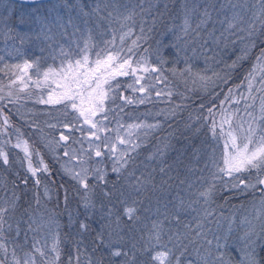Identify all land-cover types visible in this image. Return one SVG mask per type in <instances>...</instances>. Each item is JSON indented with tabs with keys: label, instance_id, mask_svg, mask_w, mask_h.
Wrapping results in <instances>:
<instances>
[{
	"label": "trees",
	"instance_id": "16d2710c",
	"mask_svg": "<svg viewBox=\"0 0 264 264\" xmlns=\"http://www.w3.org/2000/svg\"><path fill=\"white\" fill-rule=\"evenodd\" d=\"M53 1L38 3V6H47ZM204 1L212 20L221 19V16L230 11L221 8L220 0ZM109 5L113 7L110 1ZM181 5V0H165L154 7V12L144 14L145 20L140 29L149 32L147 38L140 42L137 40L136 45H133V40H136L133 38L137 37L140 30L138 28H135L134 36L122 42L115 39L113 44L104 41L94 51L92 47L95 45L87 48L86 54L91 61L97 59L98 52L107 55L110 47L115 50L122 48L127 58L131 47V63L134 68H141L145 61L150 67L153 57L159 56L160 65L161 60L167 61L161 65L163 70L172 65L179 71L185 66L183 71L187 73L185 76L183 73L175 76V90L169 100L173 113L171 117L164 119L159 131L149 138L148 146L142 147L122 172L109 173L103 180L94 181L89 178L86 181L87 207L84 184L70 177L62 168L60 160L45 148L41 120H31L32 114H25L27 120L17 121L15 116H11V110H5V113H10L11 122L19 127L30 155L15 146L4 150L7 163L0 158V204L3 199L6 204L0 208L7 209L4 219L11 218L12 225L14 218L26 217L32 200L38 199L44 192L48 193L50 198L46 200V204L58 220V264H154V253L165 248H175L173 256L177 255L181 261L186 256L195 260L197 247L200 248L201 256L207 254L209 247L195 237L194 231H190L198 221L204 223L206 238L213 240L212 250L216 245L214 235L222 237L229 220L234 221L233 227L241 226L242 209L252 199L251 191L233 188L222 190L215 184L211 187L205 208L199 194L208 181L205 175L209 167L207 156L215 149L220 153L222 145L220 138L216 141L217 130L215 134L212 131L213 121L221 110L230 112L233 106L238 105L240 108L241 103H245L240 100L241 94H244L243 85L238 89L236 85L241 84L259 49L254 50L248 60L235 70L228 68L224 75V79L228 80L227 84L221 79L207 86L197 84V79L193 80L190 74L194 76V73L201 72L202 66H192V73L185 69L192 62L199 63L204 54L200 47L203 41L192 42L194 33L186 37L182 31L183 25L178 28L171 25L176 21L181 23L182 17L178 16ZM194 18H198L199 23L200 14ZM206 30L217 31L213 26H206L201 32L202 36ZM177 38H181V42ZM223 41L215 49L221 51L222 57L227 55L228 60L233 61L240 54V49L229 41ZM204 47L210 49L207 51L208 56L215 54L212 42ZM82 50L72 46L65 58L53 60V67L65 71L69 61L73 63L85 54ZM115 82L116 79L111 83L116 85ZM229 88L233 89V93L229 100H225ZM28 89L35 90L31 85ZM236 100H240V103L237 104ZM221 101L225 103L221 105ZM209 108L213 109L212 113H209ZM146 147H151V151H145ZM30 162L33 169L40 168L35 175L29 170ZM45 166L47 171L44 170ZM126 208L135 209L131 218L125 213ZM217 220L222 226L219 229ZM82 224L86 225L83 229L80 227ZM157 231L160 233L159 245L149 247L157 244L154 238ZM3 235H7L8 240L11 236L8 230ZM235 249V246L228 249L232 260ZM117 250L127 255H113Z\"/></svg>",
	"mask_w": 264,
	"mask_h": 264
},
{
	"label": "rangeland",
	"instance_id": "374dc122",
	"mask_svg": "<svg viewBox=\"0 0 264 264\" xmlns=\"http://www.w3.org/2000/svg\"><path fill=\"white\" fill-rule=\"evenodd\" d=\"M109 1L113 3L112 0H63V2L54 0L50 5L38 6V3L37 5L21 4L12 0H0V96L5 97V99L0 100V152L5 154L4 150L6 147H17L18 144L20 146L17 148L24 150L27 147L28 149L27 143L25 145V139L21 136L19 127L11 122L10 113H5V110H11V116H15L17 121H25L27 118L24 115L32 114L31 120L39 119L43 123L41 133L45 148L56 159L60 160L64 171L79 183L80 180L74 178L75 174L80 173V179H83L86 175L87 178L84 180V184H86L89 178L94 181L99 180L97 169L102 171L104 177L109 173L118 174L112 171L113 157L109 152L112 143L118 144V135L129 140L126 146L118 144V147L121 150H129L130 163L140 153L142 147L148 146L149 138L159 131L164 119L171 117L173 107L169 104V100L175 90V76L182 73L185 76L187 73L183 71L185 66L179 71L172 65L163 70L161 65L162 63H167V61L163 62L160 59V65L159 56L153 57L150 67L145 61L144 65L138 68L135 74H131L128 77H116V85L112 84L113 87L108 92V98L104 102V113H97L96 116L92 117L94 122H98V131L91 128V124L84 123L83 117H80L78 112L72 110L70 105L66 107L64 104L41 102L49 100L50 95L52 99H56L59 91H61L58 89V85L65 83V75L71 76V73L66 70L69 64L66 67L63 65L65 71L58 70V68L53 67V62H55L53 60H57L58 57L65 58V54L72 49V46H77L81 50L84 49L85 42H87L88 47L95 45V47H92L94 51L96 46L99 49L98 46L104 41L112 44L115 39L121 41V35L128 33L129 30H131L130 35H126L124 40L134 36L135 28H142V23L145 20L143 15L154 12V7L165 0H116L112 8L109 5ZM219 2L221 8H227L230 11L225 16H221V19L212 20L207 26H213L217 29V31L214 30L215 36H220L223 33L224 36L229 37L227 41L234 47L237 46L241 49L243 45L232 43V41L236 40V36L230 35V32L235 30H224L227 27L225 18L232 16V4L242 5L248 9L245 14L246 19L252 16L253 11L258 9L259 5L255 3V0H247V3L244 0H231V3H229V0H220ZM97 4L102 9H104L105 4L108 7L99 14H93L90 17L81 16V9L85 12H91ZM181 4L180 9H178V16L182 17L181 23L176 21L171 25L177 28L180 27L184 23L185 15H188L192 28L196 27L198 18L196 19L194 16L200 14V11L207 7L205 5L206 1L187 0V3H185V0H181ZM197 4L199 5L197 6ZM76 5L78 6L75 7ZM194 6L195 11H188L193 9ZM109 11L112 12L111 17L107 15ZM237 11H242V9L238 7ZM69 15L74 18L79 30H74L70 26H51L50 28L45 27L44 30L41 29L40 19L55 22L57 18H63L66 22ZM128 15H131V19L125 20L124 17ZM85 19L88 20L87 25L83 23ZM148 32L140 29L137 37L133 38L136 40L133 41H143L147 38ZM241 35H246V33H241ZM181 37L185 40L183 35ZM95 38L98 39L95 40ZM177 39L180 42L182 40L181 38ZM223 42V40L220 41V43ZM212 44L215 54L208 56L207 51L202 50L204 54L200 57L199 63H196V61L191 63V66L195 68L202 66L201 72H199L200 75L212 77V80L205 82L200 80L195 73L194 76L190 74L191 78L193 80L197 79L195 81L201 86L219 82L220 79H217L213 74L219 73L224 77L228 71L227 66L232 63L231 60H228L227 55L222 57L221 51L215 49L216 44ZM163 60L165 61V59ZM25 61L32 64L33 67L26 69L24 67ZM72 64L74 65L75 62ZM143 68H148L149 71L144 72ZM49 69L53 71L49 72ZM152 69H156V71H152ZM46 72L48 73L47 78H45ZM137 79H139V83L136 82ZM117 84L119 87H117ZM29 85L35 90L28 89ZM121 85L124 86L121 88ZM141 87L144 88L143 92L140 91ZM257 87H260L259 83L254 85L251 95L248 93L246 83L243 84L242 88L244 89V95L248 97L247 104L251 106L248 107L247 111L252 112L253 117L259 115L258 109L261 97L264 96V92L255 91ZM25 89L28 91L25 92ZM10 92L12 94L11 97L8 96ZM252 97H255V100ZM237 106H233L229 112L234 114L233 127H238L243 122L244 128L247 129V121L251 117L246 114L245 103H241L240 108ZM224 113L226 111L224 109L221 110L215 120L218 132L215 138L216 141L220 138L222 144L220 153L218 152L219 150L215 149L210 151L209 157L207 156L209 167L205 175L208 181L201 193L207 191L208 195L205 197L201 193L199 194L204 208L207 207V198L213 185L217 184L219 188L226 190L233 188L231 187L233 183L239 184V179H245L248 183L256 182L255 171H252L250 175L245 173L235 180L222 174L219 175V178H213V174L217 171L214 162L220 161L222 163L225 151V140L227 137L221 135L220 132V122L224 118ZM5 117L8 119L7 125L4 123ZM141 122L148 125L158 123L159 126L152 129H131L132 136L128 137L125 131L128 125L140 124ZM65 124L69 125V127H64ZM35 126L39 127V125ZM223 127L225 132L229 130L228 125ZM92 132H95L96 135L93 136ZM61 134L68 136L69 139L62 141L60 139ZM135 144H138L139 147L133 150ZM150 148L146 147L145 151H151ZM66 151L68 152L67 156L65 155ZM97 151H101L103 155L97 157ZM0 158L4 162V158ZM40 166L42 167L43 164L41 163ZM84 169L88 170L87 173L83 171ZM38 170L40 168H36V172ZM31 173L33 172L31 171ZM233 189L251 191L252 199L242 209L243 213L240 221H250V226L259 234L253 236V240L257 241L254 247L257 260L264 264V234L261 233L262 225H264V213L258 216V210L262 208L261 200L264 199V196H262L264 185L257 184L255 189L249 188L246 190L241 185ZM47 194L44 192L38 199L32 200L33 203L27 210L26 217L14 218L12 225L10 224L11 218L8 220L4 219V231L8 230L11 236L8 237V240L7 235H3L2 243L6 247V251L0 249V261L3 264H15L17 259L23 261L26 254L34 260V264H58V220L46 204V200L50 198ZM5 204L6 202L3 199L0 206L4 207ZM9 225H11V228H9ZM239 227H234L236 231L233 233V238L240 235L243 231H247V227ZM7 242L11 243V245H8ZM231 246L238 247L236 244ZM36 249H40V251H36ZM173 249L175 248L171 249L172 264H176L178 256H173ZM13 251H15V257L13 256ZM159 251L163 250L159 249L156 252ZM213 251H215V245ZM41 252L43 255H41ZM188 259L192 258L186 256L183 261L180 259V264L181 262L187 264ZM239 261L240 254L235 251L231 264H239Z\"/></svg>",
	"mask_w": 264,
	"mask_h": 264
},
{
	"label": "snow or ice",
	"instance_id": "6c2138e0",
	"mask_svg": "<svg viewBox=\"0 0 264 264\" xmlns=\"http://www.w3.org/2000/svg\"><path fill=\"white\" fill-rule=\"evenodd\" d=\"M113 3H116V0H112ZM247 3V0H244ZM187 3V0H185ZM231 3V0H229ZM255 3L259 5V8L253 11L252 16L246 19L245 14L248 12L246 7L242 5L238 6L237 4H232L233 14L232 16L226 17L227 27L224 29L225 31L235 30L230 32V35L236 36V40L232 41L233 44L239 43L243 45L240 49V54L236 56V58L232 61L230 65L227 67L231 70H235L239 66L243 64V62L247 61L250 57L251 53L259 49L255 56V60L252 63V66L245 73L244 78L241 80V84L236 85V88H240L241 85L247 84L248 93L251 95L254 85L259 83L260 87L255 89L256 92H264V0H255ZM108 7L107 4L104 5V9L100 7L99 4L95 8L91 10V12H85L81 9L82 17H90L93 14H99L102 10H106ZM240 7L242 11H237V8ZM188 11H195V6L193 9ZM109 17L112 16V12L109 11L107 13ZM200 20L197 23L195 28H192L189 22V16L185 15L184 23L182 31L184 35L187 37L191 33H194L193 41L202 40L200 47L208 51L210 49H206L204 46L208 44L210 41L216 45H219L221 40H229V37L224 36L221 33L220 36H215L214 30H206L205 35H201L202 30L206 29V26L212 22L211 12L207 7L204 8L203 12L200 13ZM125 20L131 19V15L125 16ZM41 24V29L44 30L45 27H73L74 30H79L77 23L74 21V18L69 15L68 20L65 22L63 18H57L55 22H49L45 19L39 20ZM85 25H87L88 20L85 19L83 21ZM224 23V21H222ZM131 30L128 33H124L121 35V41L124 40L126 35H130ZM241 33H246V35H241ZM89 38H90V30H89ZM107 43V42H106ZM137 41H133V45H136ZM227 47V45H225ZM87 42H85V47L82 50L85 54L81 56L80 59L75 60V64L73 65L71 61H69L67 72L71 73V76L65 75L64 80L65 83L59 84V91L56 99H52L51 95L49 100L41 101L42 103H56V104H64L66 107L68 105L71 106V109L78 112L80 117H83L84 123L91 124V128L97 129L98 122H94L92 117L96 116L97 113H104V102L108 98V92L111 91L113 85L112 81H115L117 76H128L130 73L135 74L137 68L132 67V57L133 51L130 47L128 49L127 58H125V54L123 49L115 50L114 48L107 49V55H102V53H97V59L95 61H91L87 53ZM195 51V49H194ZM139 63V62H137ZM19 68V66H17ZM24 67L32 68L33 65L29 64L25 61ZM144 72H148V68L142 69ZM53 71L49 69V72ZM152 71H156V69H152ZM185 71L192 73V66L189 65ZM198 78L202 81H210L212 77L200 75L198 72L196 73ZM217 79L224 80V83L227 84L228 80H225L219 73L213 74ZM48 73H45V78H47ZM19 79V77H18ZM230 79V77H229ZM139 83V79L136 81ZM117 87L119 85L117 84ZM140 91L143 92L144 88L141 87ZM85 93H87L85 95ZM233 93V89L229 88L228 93L225 95V100H229ZM11 92L8 94L11 97ZM159 95V94H158ZM255 100V97H252ZM5 99V97L0 96V100ZM248 97L244 94H241L240 100L245 101V111L248 117H251L247 121L248 127L244 128L243 122L238 127H233V119L234 114L226 112L223 114L224 118L220 122V132L221 135L226 136L225 140V151L223 154L222 163L220 161H215L216 173L213 174V178H219V175L222 174L224 176L231 177L232 179H237L243 174H251L252 171L256 172V182L248 183L245 179H239V184L233 183L231 187L238 188L241 185L243 188L255 189L257 184L264 185V96L261 97V103L258 109L259 115L253 117L252 112L247 111L248 107H251L247 104ZM240 100H236V103L239 104ZM11 102V101H9ZM225 101H221V105H223ZM215 107V105L213 106ZM209 113L213 112L212 108L208 109ZM106 119V116H105ZM5 125L8 124L7 117L4 118ZM224 125H228L229 130L225 132ZM159 124H144L141 122L140 124H130L128 128L125 129L128 137L132 136L131 129H140V128H148L152 129L158 127ZM64 127H69V125L65 124ZM75 130V129H74ZM216 123L213 121V133L215 134ZM92 135L95 136L96 133L92 132ZM98 138V137H97ZM60 139L62 141H67L69 139L68 136L61 134ZM117 141L119 145H127L129 140H126L119 135L117 136ZM27 142H25L26 145ZM117 143H112L109 149L111 156L113 157V168L112 171L116 173H120L121 170L129 163L131 159L129 155V150H121L118 147ZM20 145L18 144L17 147ZM107 147V145H105ZM139 147L138 144L133 146L134 148ZM26 155H30L28 153L27 147L24 149ZM163 154L162 152L160 153ZM65 155H68V152H65ZM103 153L101 151L96 152L97 157H101ZM0 157L4 158L5 163H7V156L0 152ZM42 163V161H41ZM29 170L33 172V175L36 173V169L31 167V162L29 163ZM44 170L47 171V166L44 167ZM87 173V169L83 170ZM164 171V169H161ZM98 179L103 180L104 175L100 169H97ZM81 174L76 173L74 178L79 179L80 183L84 184V180L87 178L86 175L83 179H80ZM227 183V182H225ZM85 188V207L88 206L87 200V192L88 185L84 184ZM139 190V188H137ZM202 196L207 197L208 192L201 193ZM264 196V193H262ZM261 210H258V216L264 213V199L261 200ZM7 209L0 208V249H4L6 251L5 245L2 243L3 232L5 226L4 216ZM135 209L126 208L125 213L131 218L134 215ZM210 215V214H209ZM211 223V221H207ZM217 228L219 229L221 226L220 221H216ZM242 227H247V231H243L240 235L233 238V233L236 229L233 227L234 221H228V228L225 230L224 235L221 237L219 235H214V239L216 241L215 245V254L211 248L213 244V240L207 239V230L204 229V223L198 221L195 225L194 229H190V231L195 232V237L201 239L204 244L208 247V251L206 255L201 256L200 248H196V259H188L187 264H231L232 256L229 253L228 249L232 244L238 245L235 249L237 253L240 254L239 264H262L261 261L257 260L256 252L254 245L257 241L253 240V236L259 235L255 232L254 228L250 226V221L241 220L240 222ZM82 228L86 227V225H81ZM11 228V225H9ZM261 233H264V225H262ZM154 238L157 242L156 245H149V247H155L159 245L160 233L159 231L155 232ZM151 240L152 237L150 236ZM179 239V237H177ZM190 243H195V241H190ZM36 251H40V249H36ZM127 255L126 253H121L119 250L115 251L113 255ZM41 255L43 253L41 252ZM13 256L15 257V251H13ZM154 264L158 262V264H172V250L165 248L163 251L156 252L152 257ZM0 264H3L0 261ZM15 264H34V260L26 254L23 261L17 259L15 260ZM176 264H180V257L176 258Z\"/></svg>",
	"mask_w": 264,
	"mask_h": 264
},
{
	"label": "water",
	"instance_id": "95a60500",
	"mask_svg": "<svg viewBox=\"0 0 264 264\" xmlns=\"http://www.w3.org/2000/svg\"><path fill=\"white\" fill-rule=\"evenodd\" d=\"M12 1L22 3V4H36V3L46 2L50 0H12Z\"/></svg>",
	"mask_w": 264,
	"mask_h": 264
}]
</instances>
